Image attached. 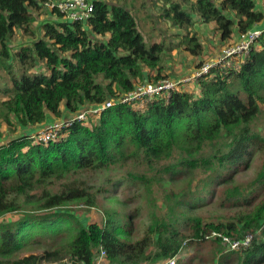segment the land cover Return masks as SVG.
<instances>
[{
	"label": "trees",
	"instance_id": "1",
	"mask_svg": "<svg viewBox=\"0 0 264 264\" xmlns=\"http://www.w3.org/2000/svg\"><path fill=\"white\" fill-rule=\"evenodd\" d=\"M91 1L94 11L85 22L63 20L50 11L49 16L60 17H49L37 27L45 0H0V64L10 68L15 59L19 72L13 94L8 87L0 89L9 94L0 99V129L4 123L25 129L0 144V218L25 203L46 210L0 219V264H94L99 246L107 251L108 264H155L179 255L189 237L196 239L191 243L222 245L204 239L213 230L237 237L261 234L249 247H226L219 264H264V197L254 188L226 190L222 203L242 208L230 221L188 217L180 225L167 212L137 239L131 226L111 217L86 226L71 213L50 210L81 199L96 203L83 183L65 182L52 192V182L129 163L136 170L114 184L148 183L161 170L175 191L174 183L203 169L197 204L206 200L204 191L211 192L209 180L230 184L257 159L262 170L256 181L264 184V124L256 123L264 112V35L236 66L216 65L199 76L192 91L181 82L167 93L123 101L146 81L183 80L163 75L168 51L184 45L195 58L207 53L193 32L197 17L215 23L222 46L233 43L236 34L264 25V5L258 0H141L144 7L162 1V16L185 30L178 43L149 45L131 7ZM17 31L32 39L13 54L10 42ZM104 105L95 113L98 122L75 120L61 128L59 139H35L37 130L57 120Z\"/></svg>",
	"mask_w": 264,
	"mask_h": 264
},
{
	"label": "rangeland",
	"instance_id": "2",
	"mask_svg": "<svg viewBox=\"0 0 264 264\" xmlns=\"http://www.w3.org/2000/svg\"><path fill=\"white\" fill-rule=\"evenodd\" d=\"M108 1L125 3L131 7L134 13L139 17L141 28L146 35V41L149 45L157 41H164L166 44L180 42L181 37L179 35L181 34L183 36L185 30L177 26H172L171 22L162 16V1H159L155 5L149 2V6L147 7L142 5L141 0ZM42 4V9L39 11L38 15L39 19L36 23L37 27L40 25L41 21L49 19V17H60L58 15L49 16L48 12L50 11L48 7L44 2H42ZM60 18L66 20L64 17ZM212 25V23H205L201 18L197 17V23L193 28V32L199 34L201 40L206 45L207 53H204L201 57L195 58V56L186 51L184 45L178 49L175 48L172 51H168V55L163 61L164 71H162V73L164 76H169L171 74L178 78H190L199 65L204 64L203 62H212L218 57L223 48L228 46L230 42H226V44H224L225 46L222 45L220 49H218L220 34ZM38 35H40V33H38ZM29 38L32 39V37L22 35L21 31H17L15 36H12L10 42L12 53L15 54L24 43H28L30 41ZM237 40V36L235 35L230 41L234 44ZM210 51L214 53L211 54ZM13 63L14 65L10 68H5L0 64V89L4 87L10 88L9 94H13L16 91L13 79L19 74L15 59ZM170 68L173 71L167 72V69ZM145 69L150 75L154 76L157 74H152L148 68ZM161 75L162 74L159 76ZM193 80L194 79L187 81L186 84V88H189L191 91L195 87ZM145 83L144 85H148L151 82L148 83L146 81ZM9 94L8 92H0V99L7 98ZM91 117H88L84 122L90 124L99 121L98 115ZM256 123L264 124V112L256 119ZM24 131L25 129L19 126L16 129L8 128V125L4 123L0 129V132H2V134H0V144ZM128 170H136L133 167V163H129L125 167L114 166L109 170L103 169L101 171H90L82 174L70 175L67 179L57 180L54 184L52 182L48 185L52 192H58L65 182L76 181L77 184L83 183L86 190L88 189L90 193V199H93L96 203L91 206L85 202L84 199H81L50 210H61L71 213L78 217L86 226L94 222L104 224L107 218L111 217L117 220L118 223L131 226L133 238L137 239L148 231L149 227L158 216L166 217L167 212H170V214L176 218V222L179 221L180 225H182L188 217L192 219L201 218L204 222L213 221L216 223L232 220L236 212L242 210V208L240 205H234L232 201L227 200L225 203L222 202L226 190L233 186L254 188L256 192H258L257 195L264 197V184L257 183L256 181L262 170L259 159L254 160L251 167L238 174L235 180L230 184L220 185L216 181L209 180L208 188L211 192L204 191L203 194L206 200L199 204L195 202V199L199 197L197 188L202 187L201 178L205 175L203 169L197 171V173L188 180H179L174 183L173 186L175 191H172L170 188V183L164 181V172L161 170L160 173H158V175L156 174L148 183L139 181L133 184L132 182H125V180H121L120 183H113L114 180L125 177ZM151 176L152 173L149 174L148 180H150ZM35 192H40V190H36L34 193ZM45 211L46 210H41L40 207L36 205L25 203L22 209L6 213L0 219L5 221L11 219L16 220L20 215L22 216L25 213L38 214ZM256 236L261 237L260 232H256ZM191 238L192 237L187 238L183 243L180 254L176 256V264H219L226 247L211 242L191 243L196 240ZM49 240H51V237H49ZM39 252H42V249L39 250ZM155 264L170 263L163 260ZM231 264L238 263L233 262Z\"/></svg>",
	"mask_w": 264,
	"mask_h": 264
},
{
	"label": "built area",
	"instance_id": "3",
	"mask_svg": "<svg viewBox=\"0 0 264 264\" xmlns=\"http://www.w3.org/2000/svg\"><path fill=\"white\" fill-rule=\"evenodd\" d=\"M44 4L48 7L49 11H56L61 14L66 20L71 21H87L93 11L94 3L91 0H45ZM264 35V25L257 24L254 28L241 32L238 36L236 43H231L225 46L222 52L212 62H205L196 68V71L190 78H184L182 81L162 80L157 84L150 83L148 85H140L137 89L133 90L123 101H131L143 97H153L158 93H167L175 87H179L180 83H186L192 79L196 82L202 74L208 73L209 70L216 66L221 65L224 67L236 66L239 60L244 59L251 51L253 44H256L260 37ZM112 102L108 103L110 105ZM107 105L100 108L88 107L87 110H82L78 113L71 114L68 118L57 120L51 123L45 129H42L35 136L38 142H48L49 140L59 139L60 130L63 126H67L75 120L85 121L89 114L99 113ZM256 236V232H248L242 237H237L233 234H225L221 231L213 230L204 235L206 240H220L222 245L230 250H237L240 248L249 247ZM95 263L94 264H108L107 251L99 246L94 249ZM167 263L176 264V257L166 260ZM148 264V263H142Z\"/></svg>",
	"mask_w": 264,
	"mask_h": 264
},
{
	"label": "crops",
	"instance_id": "4",
	"mask_svg": "<svg viewBox=\"0 0 264 264\" xmlns=\"http://www.w3.org/2000/svg\"><path fill=\"white\" fill-rule=\"evenodd\" d=\"M258 1H259V3H260L262 6L264 5L263 0H258ZM212 24H213L212 26L215 27V24H214V23H212ZM236 36H237V39H238V36H239V35L236 34ZM219 38H220V36H219ZM235 41H236V39H235ZM224 44H226V43H223V46H225ZM218 45H219V46H218V49H220L221 43L219 42ZM215 51H216V50H215ZM219 51H220V50H219ZM210 52H211V51H210ZM211 53H214V52H211ZM168 71L171 72V71H173V70L170 68V69H167V72H168ZM38 131H40V129L37 130V132H38Z\"/></svg>",
	"mask_w": 264,
	"mask_h": 264
}]
</instances>
